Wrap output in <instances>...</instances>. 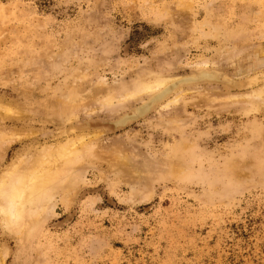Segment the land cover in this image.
<instances>
[{"label":"rangeland","instance_id":"obj_1","mask_svg":"<svg viewBox=\"0 0 264 264\" xmlns=\"http://www.w3.org/2000/svg\"><path fill=\"white\" fill-rule=\"evenodd\" d=\"M206 60L241 89L184 88L115 127L126 89ZM262 73L264 0H0V101L29 113L0 125L22 136L0 175L82 133L95 152L26 240L0 216L3 264H264V103L250 99ZM70 87L97 111L81 103L60 123Z\"/></svg>","mask_w":264,"mask_h":264},{"label":"bare ground","instance_id":"obj_2","mask_svg":"<svg viewBox=\"0 0 264 264\" xmlns=\"http://www.w3.org/2000/svg\"><path fill=\"white\" fill-rule=\"evenodd\" d=\"M219 65L217 64V62H213L211 64V62L206 60V61H203L197 64L196 66L198 67V69L197 67L194 68V71H192L190 74L180 75V74H174L173 72L171 74L164 73L161 75L154 76L153 82H150L149 80L143 81L140 85H137L136 87L132 89H126L121 95L122 96L121 100L124 101L125 103L130 102L129 103L130 105L127 104L128 105L127 109L128 110L130 109V112L126 111L125 113H123L122 115L114 119L113 122L115 124V127L117 129L124 128L129 123H132L133 121H136L137 119L146 116L149 112H151V110L155 106L163 104V102L165 103V101L167 100L169 101V98L172 97L173 95L175 96L176 94V96H181L179 94L181 91L184 90V88L193 89L194 88L193 86H195V88L199 89L201 88L202 85H210V86H216L217 88H220V86L218 87V85L221 83V85H223V88H225V90H228V91L236 89L238 87H240L238 89H241L242 83L235 80L236 76L233 77L229 75L227 72H225L226 68L222 67L224 70L222 68L220 69ZM263 75L264 74L262 73V77ZM238 77H236V79ZM240 78L238 79L240 80ZM257 82L259 83L262 82V85L258 89L255 87L256 90L254 89V87H253L254 90L250 89V92L253 93L252 94L253 97L250 99H256V100L260 99L264 103V80L260 79L256 81V83ZM197 85L199 86L201 85V86L197 87ZM257 87L259 86L257 85ZM211 88L213 89L214 87H211ZM70 90H71L70 92L71 96L69 97L70 100L68 101V103L62 104L61 102L62 100H61V101H55V104H53L54 108L57 109V111L56 110L55 111L61 114V115L58 114L59 116L57 115L55 117V118L58 117L57 119L60 120V123L61 122L67 123L72 120L75 121L74 120L75 116L78 113H80L77 109L80 108L82 104H84L83 100L79 99V96L74 92L75 88L70 87ZM209 91L211 90L209 89ZM212 91L214 92L215 90H212ZM216 91L218 92V89ZM229 95L231 97V94ZM77 97H78V101L81 100L82 102L80 101L78 103ZM246 97H251V96L249 94V96L247 95ZM94 100L95 99H93L92 102L90 101L88 102V100L85 102V99H84L85 104L82 105V107L86 106V104L88 103L87 106L89 109L92 107L95 108L96 105L95 106L92 105ZM108 103L109 105L112 104L111 101L105 102V104L107 105ZM89 104H91L92 107ZM19 106L18 105L15 106L13 105V103L12 105L10 103L5 104L0 101V125L4 124V122H6L7 120L8 121L12 119L14 121L23 120L26 117L27 112L25 111L26 112L25 113L23 111L25 110L23 106L22 107L20 106L21 108ZM86 108L84 107L80 108V110H82L81 114L82 112L86 110ZM94 108L92 109L94 110V113H95L97 110L95 111ZM92 109L90 110L87 109V110L90 112V111H93ZM100 110H101V107H100ZM75 111H77L78 113ZM28 115L29 113H27V116ZM63 115L65 116V118H62ZM78 116L79 115H77L76 117ZM50 117H52V115ZM75 119L78 120L77 118ZM65 124H63V126ZM75 130L74 132H78V130L76 131ZM68 131H70V133L73 132V130L72 132L71 130H68ZM3 134L1 133V138H0V163L4 160L6 156V152L10 144L12 142H15L16 140L15 138L19 137V136L16 137V135H13V136L9 135L10 137L8 136L9 138H6L3 136ZM59 136L62 137L63 133L59 134ZM86 136L88 137L90 135H87L86 133ZM67 137H70V136H67ZM75 137L76 138L70 137L65 140L60 139L58 140L56 145H54L55 144L54 143L53 145H45V146L43 145L42 148L40 146V149L38 150V153L36 154L35 153L32 154L30 149H25L23 152L19 153L15 157V159H13V161L1 173L0 175V216L2 217V220H4V222L6 223L7 228H9V230L13 231L14 233L19 234L18 237H21V242L24 239L26 240L25 237L30 227L34 225L38 217L42 213L46 212L48 208L52 207V204H53L52 200L54 199V197L60 194H64V196H66V194H68V192L72 190L71 184H73L75 181L74 173L78 170L80 165L82 166L84 164V161L88 159L87 156L89 155L88 153L89 149L90 151L95 153L94 150L92 149L91 143L88 145L89 148H87V146H84L85 145L84 143L83 144L80 143V141L86 138L85 134L83 135L82 133V136L75 135ZM20 138H22V136L19 137V139ZM125 163L127 164V160H125ZM117 164L118 163L115 161L112 163V165L114 166ZM126 164H124V166ZM70 187H71V190H69ZM74 188H75V185L73 189ZM1 255L2 254H0V264H3L4 258H1Z\"/></svg>","mask_w":264,"mask_h":264}]
</instances>
